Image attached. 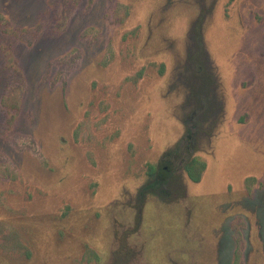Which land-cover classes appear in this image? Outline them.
I'll return each mask as SVG.
<instances>
[{
    "label": "rangeland",
    "instance_id": "374dc122",
    "mask_svg": "<svg viewBox=\"0 0 264 264\" xmlns=\"http://www.w3.org/2000/svg\"><path fill=\"white\" fill-rule=\"evenodd\" d=\"M0 264H264V0H0Z\"/></svg>",
    "mask_w": 264,
    "mask_h": 264
},
{
    "label": "trees",
    "instance_id": "16d2710c",
    "mask_svg": "<svg viewBox=\"0 0 264 264\" xmlns=\"http://www.w3.org/2000/svg\"><path fill=\"white\" fill-rule=\"evenodd\" d=\"M199 67V66H198ZM195 127H196V123ZM205 169V164L203 162L198 161L196 158L192 157L188 161H186L183 165V171L189 176L192 182L197 183L200 180V171ZM168 170L164 167L163 169H155L149 172L151 177H160L165 175Z\"/></svg>",
    "mask_w": 264,
    "mask_h": 264
}]
</instances>
